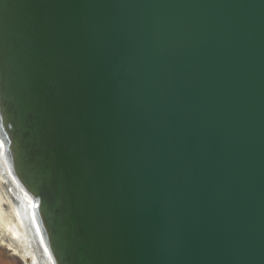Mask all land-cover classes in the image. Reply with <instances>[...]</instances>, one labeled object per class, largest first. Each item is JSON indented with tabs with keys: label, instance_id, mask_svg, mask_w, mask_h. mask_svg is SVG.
<instances>
[{
	"label": "water",
	"instance_id": "obj_1",
	"mask_svg": "<svg viewBox=\"0 0 264 264\" xmlns=\"http://www.w3.org/2000/svg\"><path fill=\"white\" fill-rule=\"evenodd\" d=\"M0 140L41 263L264 264V0H0Z\"/></svg>",
	"mask_w": 264,
	"mask_h": 264
},
{
	"label": "bare ground",
	"instance_id": "obj_2",
	"mask_svg": "<svg viewBox=\"0 0 264 264\" xmlns=\"http://www.w3.org/2000/svg\"><path fill=\"white\" fill-rule=\"evenodd\" d=\"M7 147L9 146L0 154V239L21 264H53L51 260L46 261L43 258L41 263L33 246L36 237H33L34 231L31 229L33 223L30 222L29 214L31 212L34 214L33 218L38 228L36 218L39 214L33 204L39 201V194L24 190V185L18 177L16 163L14 159L11 161L6 153ZM44 249L46 251L45 246ZM46 253L48 255V251Z\"/></svg>",
	"mask_w": 264,
	"mask_h": 264
},
{
	"label": "rangeland",
	"instance_id": "obj_3",
	"mask_svg": "<svg viewBox=\"0 0 264 264\" xmlns=\"http://www.w3.org/2000/svg\"><path fill=\"white\" fill-rule=\"evenodd\" d=\"M0 264H21L19 260L15 259L12 251L4 245L0 239Z\"/></svg>",
	"mask_w": 264,
	"mask_h": 264
}]
</instances>
